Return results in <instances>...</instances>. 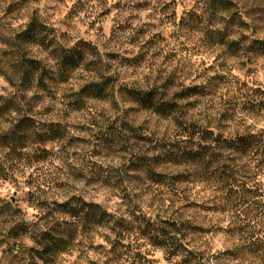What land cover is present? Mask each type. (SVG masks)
<instances>
[{
  "label": "rangeland",
  "instance_id": "1",
  "mask_svg": "<svg viewBox=\"0 0 264 264\" xmlns=\"http://www.w3.org/2000/svg\"><path fill=\"white\" fill-rule=\"evenodd\" d=\"M33 2L0 0V44L4 45L0 48V69H6L12 63L11 49L4 44V40L23 30L33 17L47 27V33L55 43L65 47L86 43L96 48L101 57L102 65L99 66L105 75L111 77L115 88L103 100L83 96L84 105L76 110L71 104L73 95L78 92L77 88L80 90L92 81H99L95 72L81 68L72 74L67 83L53 86L48 92L33 88L25 93L11 86L0 72V97L3 99L0 103V136L9 132L23 117L30 118L39 132L42 125L54 123L63 128L65 135L60 140L50 142L32 139L25 144L17 143L13 148H10L8 140L0 139V153L8 149L0 161V180L11 182L19 188V175L26 174V169L36 163H44L51 165L50 169H45L46 179L50 183L62 186L67 194L73 191L79 193L71 196L77 202V207H72L74 210L69 212L59 206L58 200H49L42 186L37 193H14L11 200L0 199V225L12 223L15 226L17 220L19 223L26 222L23 203L34 204L35 199L43 202V206L39 207L44 213L38 223L40 231L54 226V234L70 236V244L65 252L70 253L77 238L83 236L81 243H88L92 250L107 256L102 264H121V261L124 264H129V261L130 264H155L142 251L134 252V248L141 247L139 243H123L126 239H146L153 247L169 249L170 257L185 256L179 264H205V257H209L214 264H231L237 256L231 247L226 251H217L215 255L210 254L214 248L226 247L225 237L245 238L230 230V227H223L225 216L232 223L239 224L242 223L239 218L242 219L243 215L220 213L214 207V203L220 199L216 198L219 195L213 188L186 182L172 184L170 176L183 171L181 167H153L150 164L145 167L135 163L139 158L149 161L155 154L157 141L179 138L180 123L215 128L214 132L226 136L255 131L239 113L249 118L264 119V90L261 87L252 88L247 81H240L234 75L237 66L232 65L230 60H238V67L245 76L258 77L264 72V54L257 50L258 43L264 41L259 35L264 27L257 24L253 29L254 39L242 35L239 41L230 40L228 36L233 32V25L248 27L238 13L231 11L235 8L233 0H196L193 9L186 12V17L199 26L209 28L205 33L207 42L198 41L196 46L214 52L216 67H205L203 72L198 73L197 78L204 79L206 83L196 86L200 94L193 100L180 96L186 89L181 83V71L188 72V67L182 70L173 68L166 75L167 68L160 60L164 52L160 48L164 43L163 36L154 35L145 39L156 27L148 22L154 19L151 14L145 19H141L140 15L153 7L151 0H115L111 4L109 0H75L71 7H68L67 0H46L43 9L35 10L32 8ZM158 2L163 3L161 11L165 16L175 21L176 9L180 6L177 0ZM260 2L264 3V0ZM65 9L67 12L63 18L56 20ZM41 11L45 15L41 16ZM112 12L116 14L109 20ZM222 13L229 15L226 17ZM184 23V20L180 21L181 25ZM216 23L224 24V29L211 31L210 26ZM250 39L251 43H247ZM180 54L187 55L183 45ZM28 55L45 60V53L36 47H30ZM163 63H176V54H165ZM145 66L152 70V76L143 73ZM217 69L219 73L216 76L207 75L208 71ZM233 81L239 85L235 93L231 91ZM253 83L260 84V80L256 79ZM122 86L145 92L153 90L176 103L178 112L172 118L163 119L144 111L120 93L119 87ZM177 88L179 90H174ZM181 100L187 103H179ZM4 101L9 106L2 105ZM11 101L15 103L13 110H10ZM26 148L29 151H23ZM57 160L63 161L66 166H58ZM149 169L161 174L165 182H152ZM80 181L86 182L83 190L77 187ZM24 183L39 186L41 180L28 176ZM113 200L118 203L113 204ZM82 203L99 205L100 212L105 210L109 213L113 223L105 226L98 222L100 212H96L93 218L88 214V207H82ZM57 210L72 216V220L68 221L70 224H60L62 220L56 214ZM153 210L156 212L155 222L149 216ZM55 221L60 225L54 224ZM168 222H175L180 233ZM12 227L7 229V235L0 239V244L7 243L9 237L20 238L22 233L17 229L11 231ZM93 233L111 243V249L97 245ZM109 233L114 234L116 239L112 240ZM0 235H4L2 228ZM158 240L164 245H158ZM244 246H247L246 240ZM14 247L16 245H9L5 256L0 258V264H12V261L36 264L37 258L32 257L33 253H29L24 245H19L20 255H13L10 260L9 252ZM251 250L260 252L252 245ZM52 264H64V261L57 255ZM88 264H101V261L89 259Z\"/></svg>",
  "mask_w": 264,
  "mask_h": 264
},
{
  "label": "trees",
  "instance_id": "2",
  "mask_svg": "<svg viewBox=\"0 0 264 264\" xmlns=\"http://www.w3.org/2000/svg\"><path fill=\"white\" fill-rule=\"evenodd\" d=\"M46 28L38 19L32 17L23 30L4 40V44L10 47L12 55L10 57L12 63L6 69H0L7 82L23 93L33 88L48 92L53 89V86L67 83L74 72L85 68L95 72L99 81L84 85L73 95L71 104L78 110L84 105L83 96L99 100L107 98L110 90H114L115 84L110 76L102 72V67L99 66L101 57L96 48L86 43H78L73 47L62 46L53 41V37L49 36ZM30 47L41 49L45 53V60L28 55ZM257 50L264 54V41L258 43ZM119 88L120 93L127 96L138 108L163 119L172 118V115L178 112L176 103L166 100L163 95L153 90L145 92L124 86ZM197 92L199 88H186L180 96L188 98ZM2 101L0 97V103ZM5 104L9 106L6 101L2 105L5 106ZM14 104L13 101L10 102V110L15 108ZM178 125L179 138L157 141L155 154L149 161L139 158L135 164L145 167L149 164L153 167L160 165L181 167L183 171L170 176L169 180H172V184L186 182L213 188L212 190L219 195L216 198L220 199L214 203V207L220 213L232 212L234 215H243V220L239 218L242 223H232L230 230L242 236L251 237V245L261 251L262 247L264 248V240L258 238L264 236V199H260L264 197V180H261V176L264 175V130L226 136L193 123ZM42 127L39 132V128H35L30 118L23 117L9 132L0 136V139L8 140L10 148H13L17 143L25 144L32 139L50 142L65 136L63 128L58 124L48 123ZM185 134L188 139L182 141L181 137ZM157 153L160 154L157 155ZM148 172L151 173L152 182L157 184L165 182L161 179L163 178L161 174L153 173L150 169ZM33 203L38 208L43 206V202L35 199ZM59 206L67 212L74 210L68 203ZM84 206L88 207V214L93 218L100 212L97 204L82 203V207ZM110 217L109 213L102 210L98 222L108 226L111 222L113 223ZM54 224L59 223L55 221ZM60 224L67 226L70 223L62 220ZM168 224L174 230H178L175 222H168ZM38 225V223L30 225L23 221L13 226L11 231L19 229L22 230L19 233L26 235L34 227L36 231L32 238L37 243H40L42 239L52 243L50 246H45L43 252L37 249H28V252L33 253L32 257L43 260L44 264H52L58 252H65L68 249L71 238L68 235L69 240L57 241L53 231L54 226L46 231H40ZM177 232L180 233V231ZM157 244L164 245L160 240Z\"/></svg>",
  "mask_w": 264,
  "mask_h": 264
},
{
  "label": "clouds",
  "instance_id": "3",
  "mask_svg": "<svg viewBox=\"0 0 264 264\" xmlns=\"http://www.w3.org/2000/svg\"><path fill=\"white\" fill-rule=\"evenodd\" d=\"M46 0H38V2L32 3V8L35 9H43ZM115 0H109V3H114ZM68 7H71L72 4L75 3V0H67ZM153 7L147 8L145 11L140 13L141 19L148 18L151 14L154 19L149 20L148 22L156 25L155 28L152 29L149 36L145 37V39H150L154 35H162L164 39V43L160 45V48L164 49V52L161 55V63L163 66L167 68V73L173 71V68L179 67L181 70L187 66L189 71L183 72L181 71V76L183 77L181 83L188 89H192L197 85H204L206 81L204 79H198L197 75L200 72L205 70V67L208 69H214L216 67V55L210 49L197 47L196 42L198 41H206L207 38L205 33L209 30L207 27L199 26L193 20H190L186 17V12L193 9L196 4V0H177V3L180 5L176 9V19L172 21L168 19L165 14L161 11L163 8V3L158 2V0H151ZM171 3V0H169ZM235 4V8L231 9V11L238 13L239 17L243 22L248 25L247 28L239 27L238 25H233V32L228 36V39L233 41H239L241 36H248L252 39L255 37L253 36V29L257 26V24L264 27V3H261L260 0H233ZM67 9L61 15L57 16L55 19L59 20L63 18V15L66 14ZM115 12H112L111 15L108 17L109 20L115 16ZM226 17L229 15L228 13H222ZM40 15L43 16L45 13L43 11L40 12ZM83 15V14H81ZM258 18V19H257ZM184 20L185 23L183 25L180 24V21ZM254 20L256 21L254 23ZM163 22V23H161ZM139 23V21H137ZM225 27L222 23H216L210 26L211 31H215L217 28L223 30ZM260 38L264 39V31L259 33ZM75 43V41H73ZM247 43H251V39L247 41ZM184 46V51L187 55H181L180 49ZM191 45V47H189ZM4 47V45L0 44V48ZM219 48V45L216 46ZM168 52H172L176 54V63L167 65L163 63V56ZM264 62V59H262ZM232 65H236L237 67L234 70V75L239 78L240 81H247L252 88L261 87L264 90V72H261L259 76H245L243 71L238 67V60L233 58L230 60ZM145 75L152 76V70L145 66L142 70ZM219 73V70L208 71L207 75L209 76H216ZM154 79V77H153ZM259 79L260 84L253 83L254 80ZM215 83V82H214ZM214 85H209L212 87ZM239 85L233 81L231 86L232 93H235L236 88ZM79 91V88H77ZM174 90H179L174 89ZM200 93H193L191 98L195 100ZM31 95V93H29ZM181 104L187 103L186 100L179 101ZM239 112V110H237ZM240 117H243L246 121V124L249 126H253L257 132L264 130V119H257V118H249L245 117L243 113H239ZM167 123V121H165ZM5 127H8L5 125ZM212 131H216L215 128L211 129ZM75 135L82 136L85 133H75ZM182 141H187L188 136L187 134L181 137ZM8 149H4L3 153H0V161L3 160V155L7 153ZM23 151H29V149H23ZM160 153H157L159 155ZM56 164L60 167H65L63 161L57 160ZM50 164L44 163H36L31 167L26 169V174L19 175L20 186L17 188L15 185L11 184V182H6L4 180H0V199L7 198L11 200L12 195L14 193L20 192L21 195L25 193H37L39 187H43L45 192L48 193L49 200H58L61 205L68 203L70 207H77V202L71 199L72 195H78L76 191H73L71 194H67L65 189L62 186H54L50 183L47 179V173L45 169H50ZM39 169V171H38ZM28 176H36L41 180V185H27L24 181L27 179ZM261 180H264V175L261 176ZM85 181H80L77 187L81 190L85 188ZM85 199L90 198L85 196ZM260 199H264V197H260ZM99 203V201H97ZM118 203V201L113 200V204ZM55 207V205H53ZM23 209L25 212L24 220L30 224L35 225L40 222L41 216L44 214L43 211L37 207L36 204H29L23 203ZM57 215L60 216L61 220L71 221L72 216L65 214L59 210H57ZM155 210L149 213V216L155 222ZM15 223H19V220L15 221ZM13 226L12 223L8 225H0V228L3 229L4 235H0V239H4V236L7 235V229ZM232 226V220L225 216L223 227L225 229ZM18 231H22L19 230ZM36 229L33 227L28 234H22L19 239L14 237H9V240L5 244H0V258L5 256L6 251L9 249V245H16L11 252H9V259L11 260L13 255L19 256L20 255V248L19 245H24L26 249H37L43 252L45 246H50L51 241L49 240H41L40 243H37L36 240L32 238L33 233ZM104 231H107L106 229ZM111 235L112 240L116 239V236L112 233ZM178 235V234H176ZM223 237L224 234L221 233ZM93 239L95 240L97 245H103L107 249H111L112 244L108 241L104 240L101 236L96 235L95 233L92 234ZM55 238L57 241L64 239L69 240V236L67 234H55ZM163 238V237H161ZM259 240H264V236L258 238ZM84 240V237H78L76 244L72 245L71 251L69 252H58V255L64 261V264H88L89 259L92 260H99L101 264L104 259H107V256L102 255L94 250H92L88 243H81ZM245 240L247 241V246L245 245ZM125 244H137L141 245V247L134 248L135 251H142L148 258L155 262V264H179L181 260L185 258V256H169V249L164 247H153L152 244L148 243L146 239H140L137 241L136 239H126L123 241ZM225 244L226 247H217L214 248L210 255H215L217 251H226L228 247H231L236 253L237 256L235 259L231 261V264H264V249H262L259 253H255L251 250L252 239L251 237H225ZM187 246V243H186ZM27 255V254H26ZM26 258V257H25ZM127 259V257L125 258ZM12 264H17L16 261H12ZM20 264H23L21 261ZM36 264H44V261L37 258ZM121 264H124V261H121ZM130 264V261H129ZM205 264H214L209 257H205Z\"/></svg>",
  "mask_w": 264,
  "mask_h": 264
}]
</instances>
